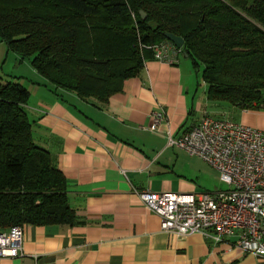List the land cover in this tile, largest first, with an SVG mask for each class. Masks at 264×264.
<instances>
[{
	"label": "crops",
	"instance_id": "crops-1",
	"mask_svg": "<svg viewBox=\"0 0 264 264\" xmlns=\"http://www.w3.org/2000/svg\"><path fill=\"white\" fill-rule=\"evenodd\" d=\"M10 53L7 48L6 60ZM181 53L175 64L148 59L107 102L56 87L34 66L31 77H11L30 91L25 108L34 141L65 175L77 219L24 224L23 254L0 257V264H264V257L244 252L229 238L216 242L198 232L178 237L163 230L160 216L137 194L217 189L216 169L169 145L170 136H180L204 116L264 130V106L242 109L210 100L202 71L195 73ZM15 59L26 60L18 54ZM158 109L165 118L155 129Z\"/></svg>",
	"mask_w": 264,
	"mask_h": 264
},
{
	"label": "trees",
	"instance_id": "trees-1",
	"mask_svg": "<svg viewBox=\"0 0 264 264\" xmlns=\"http://www.w3.org/2000/svg\"><path fill=\"white\" fill-rule=\"evenodd\" d=\"M167 32L202 67L210 100L264 106V0H0V43L56 87L102 102L155 58L148 46L170 42ZM29 97L0 76V231L77 219L65 175L34 141Z\"/></svg>",
	"mask_w": 264,
	"mask_h": 264
},
{
	"label": "built area",
	"instance_id": "built-area-1",
	"mask_svg": "<svg viewBox=\"0 0 264 264\" xmlns=\"http://www.w3.org/2000/svg\"><path fill=\"white\" fill-rule=\"evenodd\" d=\"M148 48L160 61L178 62L181 48L171 41ZM164 118V111L156 110L153 127L158 129ZM169 145L203 159L228 188L199 193L137 191L160 216L162 229L178 237L198 232L216 242L229 238L244 252L264 257V130L204 116L180 136H170ZM23 236V225L0 231V257L22 255Z\"/></svg>",
	"mask_w": 264,
	"mask_h": 264
},
{
	"label": "rangeland",
	"instance_id": "rangeland-1",
	"mask_svg": "<svg viewBox=\"0 0 264 264\" xmlns=\"http://www.w3.org/2000/svg\"><path fill=\"white\" fill-rule=\"evenodd\" d=\"M1 43L2 44H0V74L3 76V78H6V77L18 78V77H16V76H18V74H24L28 77H31L32 76V70L31 69H33V68H31L33 66L31 61L29 59H26L23 63L19 62L18 60L15 59L17 57V54L12 52V51L9 54L8 59L6 60L7 45L3 42H1ZM180 57H182V59H184V60L188 59L187 57L184 56L183 52L180 54ZM190 61H191V59H190ZM194 71L196 73V69H194ZM201 71H202V67H201L200 71L197 73L199 75H201ZM23 82L27 85H30L28 79H26ZM219 103L229 104V102H227V101H219ZM217 179H218V183L216 185L217 189H215V190L228 188V185L221 180L220 174L217 177ZM215 190H213V191H215Z\"/></svg>",
	"mask_w": 264,
	"mask_h": 264
},
{
	"label": "water",
	"instance_id": "water-1",
	"mask_svg": "<svg viewBox=\"0 0 264 264\" xmlns=\"http://www.w3.org/2000/svg\"><path fill=\"white\" fill-rule=\"evenodd\" d=\"M143 14V12H142ZM145 17V14H143ZM166 37L168 40H170L174 45L178 48H182L184 45V39L178 35H175L173 33L167 32Z\"/></svg>",
	"mask_w": 264,
	"mask_h": 264
}]
</instances>
